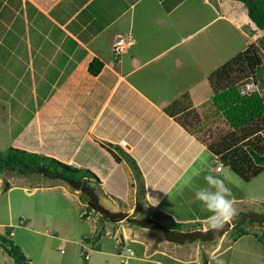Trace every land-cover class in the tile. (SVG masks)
I'll return each instance as SVG.
<instances>
[{"label":"crops","instance_id":"1","mask_svg":"<svg viewBox=\"0 0 264 264\" xmlns=\"http://www.w3.org/2000/svg\"><path fill=\"white\" fill-rule=\"evenodd\" d=\"M184 1L0 0V101L12 115L31 110L13 145L90 169L101 189L111 199L119 198L113 202L132 217L138 209L160 208L170 214L163 200L198 163L203 149L209 151L196 133L166 111L184 92L181 85L162 89L174 92L170 99L154 87L158 74L173 77L172 67L168 70L163 60L184 44ZM243 19L230 21L249 22ZM121 36L132 41L117 56L113 47ZM95 58L103 62L98 75L89 72ZM183 64L184 51H178L173 65ZM208 78L185 92L195 94L189 98L192 107L200 103L197 93L210 87L213 96ZM125 152L142 172L145 192L139 200ZM56 186L72 199L65 186ZM29 224L33 227V221ZM112 225L117 231L121 227L124 246L128 229Z\"/></svg>","mask_w":264,"mask_h":264},{"label":"rangeland","instance_id":"2","mask_svg":"<svg viewBox=\"0 0 264 264\" xmlns=\"http://www.w3.org/2000/svg\"><path fill=\"white\" fill-rule=\"evenodd\" d=\"M221 1L229 4L225 5ZM227 9L231 15H226ZM233 17L236 20L239 17L247 18L246 6L238 0L184 1V44L164 58L166 68L169 70L172 67L173 77L168 79L164 74L157 75L154 87L158 94L166 85L172 88L174 83H178L184 92L177 95L174 102L194 87L198 80L210 76L250 44L258 47L262 68L257 77L245 74L241 79L245 85H251L253 78L264 93V46L260 42V31L252 20L234 24L230 21ZM178 51H184L181 68L173 65V55ZM153 63L152 66L156 62ZM205 91L197 93L196 99L200 102L198 109L191 107L200 120L192 122L193 127L190 125L191 129H195L193 134L196 133L207 147L210 142L221 139L231 127L221 114L215 113L210 87L209 91ZM161 95L162 98L170 99L174 92L162 91ZM194 95L189 94L186 98L187 105L189 98ZM30 114L31 110H21L18 116L16 113L12 115L0 101V152L14 146L13 141L26 127ZM199 125H202L201 130L198 129ZM196 150L199 151L200 147ZM204 150L199 155L198 163L184 172L177 186L163 200L162 207H165V211L168 209L170 214L162 212L160 208L138 209L135 217L152 216L167 228L177 231L193 230L197 227V221H203L202 227L198 228H205V218L209 213L202 210L199 202H195L194 193L197 188L206 186L204 176L208 174L219 175L224 179L232 191L237 215L247 212L264 214V170L250 181H245L229 166L216 162L210 150ZM127 160L134 171L133 165L137 163H131L129 158ZM216 165L217 170L220 165L219 171ZM134 176L132 189L139 200L145 184L142 174L140 177ZM94 182L91 183L98 188L100 202L112 211H121L117 203L113 202L119 198L111 199L112 195L102 189L100 191ZM57 184L67 188L72 201L62 195L63 191ZM35 187L38 188L34 190ZM79 198L84 202L83 193L61 178H51L36 172L23 174L20 171H0V234L21 247L29 264H214L211 259L214 255L223 259L225 264H264V244L257 237L264 231V222L245 223L242 227L247 233L238 237L237 241L234 240L237 232L234 229L213 241L179 245L166 241L161 229H146L127 220L114 222L93 210H89L87 218H82L80 213L83 214L87 208L79 202ZM31 221L33 227H30ZM112 224H123L128 229L124 246L121 227L118 226L120 230L117 231V227ZM117 242H120L119 245ZM0 264H17L1 244Z\"/></svg>","mask_w":264,"mask_h":264},{"label":"trees","instance_id":"3","mask_svg":"<svg viewBox=\"0 0 264 264\" xmlns=\"http://www.w3.org/2000/svg\"><path fill=\"white\" fill-rule=\"evenodd\" d=\"M238 1L246 6L247 17L259 29L260 42L264 46V0ZM102 67L103 62L95 58L89 65V72L92 75H98ZM261 68L262 58L258 52V47L250 44L244 51L213 71L208 78L214 89L212 100L216 107L215 113L223 116L230 125L231 130L223 134L221 139L210 142L211 144L209 143L207 148L218 157L221 163L229 166L231 170L245 181H250L264 170V93L259 90L258 84L253 79L254 76L257 77ZM245 74L251 75L253 78L250 82L257 85V88L250 92H242L241 90V87H244L245 84L241 78ZM188 96V93H184L181 98L168 105L166 111L171 116L176 117L186 130L194 133L195 129H191V123L196 119L200 120V117L191 110L192 106L189 100V104H186ZM201 126L198 129L201 130ZM111 145L123 150L119 145ZM125 154L131 163H136L126 152ZM33 167H46L53 173L62 174L66 178L83 179L89 183L95 181L94 183L99 186L101 191L99 177L88 168H75L52 156L17 147H10L7 151L0 152V171H20L23 174L35 173L31 171ZM133 167L136 176L140 177L139 167L136 164ZM43 175L46 176L45 174ZM92 186L100 195L98 188L93 184ZM144 192L145 188H143ZM84 196L85 199L83 201L87 202V211L83 212L82 218L89 216V210L99 213L96 205L86 195ZM102 217L105 218L104 216ZM113 221L118 222L120 220ZM254 222L258 221L249 220L236 224L232 229H235V232L237 231L234 238L237 239L247 233L246 229L242 227L245 223L253 224ZM176 224L181 225V223ZM202 225V221L197 222L195 229H198V226L202 227ZM257 237L264 244V231L261 236L257 235ZM0 244L4 246L8 255L13 257L17 264H29L21 247L13 243L12 239L0 234Z\"/></svg>","mask_w":264,"mask_h":264},{"label":"water","instance_id":"4","mask_svg":"<svg viewBox=\"0 0 264 264\" xmlns=\"http://www.w3.org/2000/svg\"><path fill=\"white\" fill-rule=\"evenodd\" d=\"M31 171L45 174L46 176L51 178H61L65 180L72 188L86 195L90 199V201L96 205L98 212L107 219L111 221L127 220L128 222L137 224L143 228L161 229L164 232V237L167 241L179 245H183L186 242L192 243L196 241H203V242L213 241L219 237H222L227 232H230L233 229V227L240 222L249 221V220L264 222V214L256 213V212H247L237 215L230 224H226L225 227L218 232H213L209 230L207 233H205L204 231L205 228H198L188 231L172 230L167 228L165 225H163V223L160 222L158 219L132 217L127 211H123V210L112 211L106 208L100 202V195L95 191L92 184L89 183L87 180L66 178L62 174L53 173L52 171L48 170L46 167H33L31 168Z\"/></svg>","mask_w":264,"mask_h":264},{"label":"clouds","instance_id":"5","mask_svg":"<svg viewBox=\"0 0 264 264\" xmlns=\"http://www.w3.org/2000/svg\"><path fill=\"white\" fill-rule=\"evenodd\" d=\"M215 157L216 162H221L217 156ZM218 168H220V165H218ZM204 181L206 186L195 190L194 200L195 202H199L203 211L209 213L205 220V233L209 230L218 232L226 224H230L237 216L232 191L219 175H205ZM211 259L214 261V264H225L223 259L215 255Z\"/></svg>","mask_w":264,"mask_h":264},{"label":"built area","instance_id":"6","mask_svg":"<svg viewBox=\"0 0 264 264\" xmlns=\"http://www.w3.org/2000/svg\"><path fill=\"white\" fill-rule=\"evenodd\" d=\"M129 41H130L129 43H131V41H132V37L131 36L129 38ZM129 43H127L126 39L123 36L117 38L115 43H114V47H113L114 53L117 56L120 55L121 53H123L125 51V49H126V47H127V45ZM247 85L248 84H246V85H244V87H242V89H241L242 92H250V91H252V90L257 88V86L254 83H252L251 85H248V86Z\"/></svg>","mask_w":264,"mask_h":264}]
</instances>
